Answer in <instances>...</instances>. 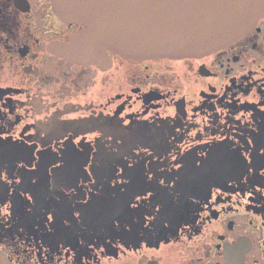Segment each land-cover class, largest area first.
I'll use <instances>...</instances> for the list:
<instances>
[{
	"label": "flooded vegetation",
	"instance_id": "obj_1",
	"mask_svg": "<svg viewBox=\"0 0 264 264\" xmlns=\"http://www.w3.org/2000/svg\"><path fill=\"white\" fill-rule=\"evenodd\" d=\"M81 28L51 0H0V211L9 213L0 222V264H264V15L201 57L108 52L100 67L55 51ZM206 154L210 167L162 225L148 224L145 209L146 227L109 229L123 198L107 184L84 210L85 224L67 219L81 203L76 189L91 187L85 173L97 187L112 185L123 183L125 165L163 173ZM20 156L39 165L40 206L31 215L21 203L30 193L20 185L30 184ZM57 166L75 188L55 187ZM45 208L58 213L55 227Z\"/></svg>",
	"mask_w": 264,
	"mask_h": 264
},
{
	"label": "water",
	"instance_id": "obj_2",
	"mask_svg": "<svg viewBox=\"0 0 264 264\" xmlns=\"http://www.w3.org/2000/svg\"><path fill=\"white\" fill-rule=\"evenodd\" d=\"M64 20L83 25L56 44L65 59L98 67L123 59L196 58L245 35L264 0H51Z\"/></svg>",
	"mask_w": 264,
	"mask_h": 264
},
{
	"label": "snow or ice",
	"instance_id": "obj_3",
	"mask_svg": "<svg viewBox=\"0 0 264 264\" xmlns=\"http://www.w3.org/2000/svg\"><path fill=\"white\" fill-rule=\"evenodd\" d=\"M21 148L23 149V146ZM27 151L31 153L32 149L29 148ZM19 159H26V164L29 166L21 165L20 172L22 177L27 178L25 184H30V186L20 185V181H15V184L20 185L23 188V192L30 193L27 197L22 198L21 203L25 214L31 215L40 206V195L38 194L40 185L37 183L40 179L37 176L39 165L30 167L35 157L29 156L25 158L24 156H20ZM173 159L175 160L176 158L173 157ZM210 165L211 161L208 154L198 163L195 160L189 162L186 159H180V162H176L173 166L175 168L174 171L170 168L163 173L156 171V168L159 167L158 165L148 170H144L143 168L137 170L131 165H125L126 171L118 177L123 183L109 185L107 182H104L99 187H97V178L92 179L91 175L85 173L83 175L88 179L91 187L76 189L79 193L76 199L81 201V203L78 207H72L70 209L67 219L71 221L72 225L79 226L85 224L84 210L94 203V197L99 199L102 196V189L107 184L108 189L113 192V195L118 190V193L123 198L122 208L114 211L108 217L106 226L109 229H122L126 223L131 224L133 229L137 226L146 227L145 209H147V216L151 217V220L147 222L148 224L155 227L157 222H159L162 225L163 218H166L171 212L179 210L185 203L187 197L193 194L196 185L203 178L202 174L204 170L209 168ZM62 172L63 169L57 166L55 173L52 174V179L58 180L55 187L59 188L60 183H62L63 188H68L69 190L75 188L77 183L76 179H69L68 176L61 178L59 174ZM148 172H154L155 178L150 177ZM161 175H163V179H161ZM32 177H36V179H32ZM116 178L117 176L115 174L109 176V179ZM45 179L47 180L48 178L45 177ZM166 180L168 181L167 183H165ZM93 188L96 189L95 193L92 192ZM44 191L51 193L53 189H50L46 183ZM85 191L89 193L88 198H85ZM60 192L62 194V189H60ZM65 198L71 199V197ZM2 203L3 201L0 200V204ZM7 215H9L7 209L0 211V222ZM133 216L138 217V224L133 222ZM44 219L52 227H55L59 216L55 209L45 208Z\"/></svg>",
	"mask_w": 264,
	"mask_h": 264
}]
</instances>
